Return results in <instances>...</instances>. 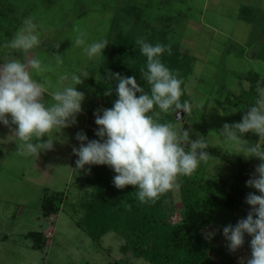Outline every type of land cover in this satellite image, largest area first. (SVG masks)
<instances>
[{
	"label": "rangeland",
	"instance_id": "obj_1",
	"mask_svg": "<svg viewBox=\"0 0 264 264\" xmlns=\"http://www.w3.org/2000/svg\"><path fill=\"white\" fill-rule=\"evenodd\" d=\"M28 18L41 35V44L30 55L46 67L42 73H32L37 82H46L45 102L51 104L52 93L70 84V80L59 79L66 73H87L86 78L81 77L83 83L76 86L85 99L76 124L47 134L55 140L54 149L39 156L19 154L20 142L13 134L16 126L0 123V264H150L122 253L123 241L113 232L97 242L86 235L89 228L93 231L97 216L109 213L104 197L108 185L99 176L100 169L109 176L111 192L117 190L128 198L133 188L117 189L113 183L117 174L107 165L76 170L78 157L72 152L73 146H80L76 134L82 131L89 140H98L91 137L98 126L89 112L114 104L95 96L101 58L109 53L118 35L134 44L143 38L153 45H170L171 54L167 55H178L185 101L191 103L192 111L181 112L179 117L173 111L172 120L156 112L150 115L156 122L172 123L178 133L190 130L192 141L204 137L211 156L198 165L204 178L230 185L242 165L245 173H254L252 168L258 160L235 154V145L226 143L219 132L224 124L238 123L245 114L227 100L248 89L245 77L257 74L264 82V0H0V64L23 59V53L5 45ZM80 32L86 34L87 44L106 39L109 45L103 55L89 58L86 45L76 46ZM56 54L62 56V64L56 63ZM8 119L11 121L10 116ZM47 139L43 137L42 142ZM53 193L60 196L59 208L43 217L42 199ZM158 201L154 210L163 217L160 221L170 226L180 221L178 186ZM152 205L136 199L132 215L140 212V207L144 212ZM235 216L243 218L238 213ZM223 228L210 225L203 231L218 248L212 253L213 259L218 264H241L242 258H251L252 237L245 234L243 246L233 253ZM35 231L45 237L41 250L33 249L26 237Z\"/></svg>",
	"mask_w": 264,
	"mask_h": 264
},
{
	"label": "clouds",
	"instance_id": "obj_2",
	"mask_svg": "<svg viewBox=\"0 0 264 264\" xmlns=\"http://www.w3.org/2000/svg\"><path fill=\"white\" fill-rule=\"evenodd\" d=\"M41 42L37 25L31 18L25 19L14 38L5 45L23 53V59L14 58L0 64V123L16 126L13 134L20 142L17 151L21 155L39 156L41 152L53 150L55 140L47 134L54 129L61 132L75 125L85 99L84 93L77 91L76 86L83 83L81 77L86 78L87 73H66L59 79L61 82L70 80V84L52 93L51 104L45 102L46 82H37L32 73L33 70L42 73L46 67L40 59L30 55ZM136 44L146 57L147 70L141 67L140 74L149 91L140 87L135 77L108 72V81H117L115 93L118 99L112 108L94 113L98 126L95 135L99 139L89 140L82 131L78 132L76 140L80 146H73L72 152L78 157L76 170H83L86 165H107L117 174L113 178L117 189L133 186L136 188L133 194L139 202L155 203L178 186V177L191 176L199 163L207 162L211 156L206 151L208 144L204 137L198 136L192 141L190 130L181 129L178 133L172 123L156 122L149 115L158 107L164 113L172 110L179 117L181 112L190 113L192 105L189 101L181 103L179 73L170 70L161 60L165 52L171 54V46L153 45L143 38H137ZM75 45H86L84 51L89 58H94L103 55L109 42L104 39L87 44L86 34L80 32ZM54 58L57 64L63 63L61 55L56 54ZM104 94L111 96L112 88H107ZM257 94L254 105L242 120L224 124L219 132L226 143L235 145V154L261 161L246 182L247 187L260 195L249 192L245 203L251 206V210L247 217L240 219L235 226L229 224L223 228L227 247L233 253L243 246L245 234L252 237L251 258L246 261L242 258L241 264H264V147L259 142L244 139L248 133L258 135L259 140L264 139V86H257ZM45 136L48 139L42 142Z\"/></svg>",
	"mask_w": 264,
	"mask_h": 264
},
{
	"label": "trees",
	"instance_id": "obj_3",
	"mask_svg": "<svg viewBox=\"0 0 264 264\" xmlns=\"http://www.w3.org/2000/svg\"><path fill=\"white\" fill-rule=\"evenodd\" d=\"M100 73L96 84L95 96L107 101L118 99L115 90L117 81H108L107 73H119L122 77H135L140 87L149 91L146 81L141 79L140 69H146V57H144L137 44H134L126 36L118 35L111 45L109 53L101 58ZM178 55L169 57L165 52L161 60L170 70L178 72V78L183 80L182 68L178 62ZM249 82L247 90H243L238 96L228 102L235 108L244 113L254 105L257 99V86H264L263 81L257 74H248L245 77ZM111 87L113 94L106 96L104 93ZM181 103L186 100L183 85L181 84ZM139 96V93L137 94ZM97 110L89 112V116L95 117ZM153 112L161 114L172 120V110L164 113L158 107ZM149 113V115L151 114ZM102 115V111H101ZM92 138L97 136L91 133ZM244 139L252 143L259 142L264 147V142L259 140V136L248 133ZM188 147V145L185 146ZM188 149V148H187ZM261 161L258 159L252 169H255ZM244 165L239 168V172L234 177L230 185L225 183H215L204 178L200 167L191 176H180L177 183L182 203V215L180 221L174 226H170L160 221L163 217L155 212L159 201L148 206L147 209L132 215L133 206L136 205V197L133 194L136 188L129 191L130 197L122 196L117 190L111 192L110 179L103 169H100L99 176L104 178L108 188L104 191L106 201L109 205V213L97 216L93 223V231H86V235L93 241L107 234L115 233L122 241L120 251L124 254L129 253L132 257L140 258L150 264H218L212 257L215 247L212 238L203 235L206 226H235L240 219L247 217L251 206L245 203L249 192L260 195L253 188L246 186V182L251 178L252 172H244ZM138 200V199H137ZM60 196L53 193L45 195L41 202V212L43 217L51 213H56ZM133 204V205H132ZM155 213V214H154ZM235 213L241 214L243 218H238ZM134 216V217H133ZM95 230H97L95 232ZM26 237L32 241L31 247L41 250L45 245V237L40 232H29ZM118 264H125L124 261H117Z\"/></svg>",
	"mask_w": 264,
	"mask_h": 264
}]
</instances>
